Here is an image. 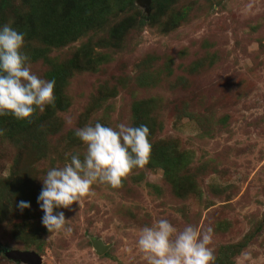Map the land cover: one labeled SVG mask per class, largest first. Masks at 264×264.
<instances>
[{"label": "rangeland", "instance_id": "374dc122", "mask_svg": "<svg viewBox=\"0 0 264 264\" xmlns=\"http://www.w3.org/2000/svg\"><path fill=\"white\" fill-rule=\"evenodd\" d=\"M113 1L81 0L73 25L60 0L38 20L37 0H0V27L24 34L31 70L55 81L57 102L10 137L0 118V264H29L15 251L39 264H146L137 240L159 219L211 227L215 264H264V0ZM97 122L146 125L149 163L120 188L96 183L93 196L54 209L72 232H49L42 181L83 159L75 129Z\"/></svg>", "mask_w": 264, "mask_h": 264}, {"label": "clouds", "instance_id": "9594fccd", "mask_svg": "<svg viewBox=\"0 0 264 264\" xmlns=\"http://www.w3.org/2000/svg\"><path fill=\"white\" fill-rule=\"evenodd\" d=\"M24 34L4 24L0 27V116L12 115L31 123L37 110L55 103L54 80H45L32 72L29 56L22 51ZM75 136L86 145L83 159L71 155L70 163L50 168L37 197L43 210L42 224L49 232H72L64 212L74 202L93 196L96 183L120 188L134 169H143L150 160L152 145L146 125L120 123L116 128L97 122L75 129ZM4 130L0 129V136ZM23 210L30 204L21 201ZM213 229L198 230L192 225L178 230L167 219L141 229L137 240L146 264H215Z\"/></svg>", "mask_w": 264, "mask_h": 264}, {"label": "trees", "instance_id": "16d2710c", "mask_svg": "<svg viewBox=\"0 0 264 264\" xmlns=\"http://www.w3.org/2000/svg\"><path fill=\"white\" fill-rule=\"evenodd\" d=\"M121 0H115L113 1L114 5H117ZM60 6H61V17L63 21H70L73 25H76L79 20H81V0H60ZM119 8H122V5L119 6ZM43 10V11H42ZM42 11V12H40ZM48 11V0H37V7L36 9L33 8L32 6L30 7L29 12L34 15H36L37 20L39 17L43 16L46 12ZM46 15V14H45ZM77 16V19L75 17ZM34 25H37V22L34 23ZM63 25V24H62ZM114 31L117 33H121V29L119 27V24H116L114 26ZM57 101V100H56ZM57 103V102H55ZM60 105L59 108H63L64 105L62 104L61 101H59ZM10 116L12 115H5L1 116L0 118H5V129L7 130L6 136L10 137V133L12 131H19L25 126V120H18L14 117L12 119L7 120ZM30 126V125H29ZM26 128V127H25ZM24 128V129H25ZM14 137V136H12Z\"/></svg>", "mask_w": 264, "mask_h": 264}, {"label": "water", "instance_id": "95a60500", "mask_svg": "<svg viewBox=\"0 0 264 264\" xmlns=\"http://www.w3.org/2000/svg\"><path fill=\"white\" fill-rule=\"evenodd\" d=\"M142 1L147 4L149 2V0H142ZM91 243L97 253H101L106 248L105 246L101 244V242L98 239H92ZM10 256L17 260L23 259L27 261L29 264H39L40 263L39 256H37V254H35L32 251H15L11 253Z\"/></svg>", "mask_w": 264, "mask_h": 264}]
</instances>
